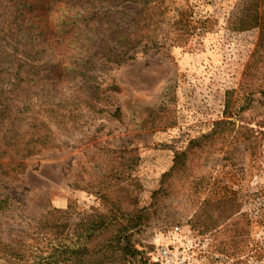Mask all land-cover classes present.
Segmentation results:
<instances>
[{
    "label": "rangeland",
    "instance_id": "374dc122",
    "mask_svg": "<svg viewBox=\"0 0 264 264\" xmlns=\"http://www.w3.org/2000/svg\"><path fill=\"white\" fill-rule=\"evenodd\" d=\"M144 2L121 7L139 12L136 28L148 40L145 51L121 64L101 59L94 69L104 86L117 84L113 104L98 114L83 112L75 128L59 136L65 148L28 157L25 173L7 186L15 206L0 212V264L19 259L9 254L11 247L21 257L25 233L48 210L66 211L76 221L99 206L83 184L95 173L99 154L107 158L100 149H138L131 210L140 214L153 202L175 152L225 118L228 90H235L254 128L250 140L231 138L196 151L189 169L168 180L170 193L160 206L152 204L134 239L150 264H264V94L255 93L251 107L242 92L237 96L259 30L241 29L245 0ZM11 60L0 41V90L13 81ZM117 105L120 119L113 116ZM163 248L168 258H162ZM120 264H131L127 251Z\"/></svg>",
    "mask_w": 264,
    "mask_h": 264
},
{
    "label": "trees",
    "instance_id": "16d2710c",
    "mask_svg": "<svg viewBox=\"0 0 264 264\" xmlns=\"http://www.w3.org/2000/svg\"><path fill=\"white\" fill-rule=\"evenodd\" d=\"M135 0H5L0 2V41L10 53L13 81L0 90V212H10L15 198L6 190L26 171V159L67 145L75 123L87 113H101L113 104L115 82L104 86L95 75L99 60L121 64L147 47L145 35L136 28L137 15L123 3ZM145 6L149 3L145 0ZM141 21L139 20L138 23ZM242 30L258 29L256 46L243 72L240 90L251 107L255 93L264 94V0H245ZM139 30V31H138ZM145 51V49H144ZM235 90L226 92L224 119L208 134L175 152L174 164L164 174L149 207L134 216L131 202L133 172L140 162L136 147L124 146L101 153L95 173L84 188L93 192L99 206L73 221L66 211L52 208L25 233L18 260L1 264H120L127 251L131 264H150L134 235L170 193L168 180L189 169L190 157L204 146L246 138L254 131L240 110ZM244 105V104H243ZM121 107L113 116L121 118ZM153 204V205H152ZM31 237V238H30ZM32 239L33 243L28 240ZM154 264H159L158 262Z\"/></svg>",
    "mask_w": 264,
    "mask_h": 264
},
{
    "label": "built area",
    "instance_id": "2783aa9c",
    "mask_svg": "<svg viewBox=\"0 0 264 264\" xmlns=\"http://www.w3.org/2000/svg\"><path fill=\"white\" fill-rule=\"evenodd\" d=\"M160 254H161L162 258H168L169 257L168 255H170L168 249H166V248H163L161 250Z\"/></svg>",
    "mask_w": 264,
    "mask_h": 264
}]
</instances>
